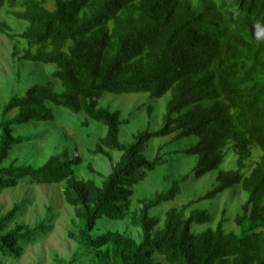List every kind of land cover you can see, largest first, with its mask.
<instances>
[{"label":"trees","instance_id":"trees-1","mask_svg":"<svg viewBox=\"0 0 264 264\" xmlns=\"http://www.w3.org/2000/svg\"><path fill=\"white\" fill-rule=\"evenodd\" d=\"M0 0L20 20L14 32L0 20V32L14 41L19 61L54 64L51 85L32 84L24 95L11 96L0 114V194L30 177L34 183H64V197L75 208L77 243L70 260L58 264H264V0ZM26 40L23 52L20 40ZM59 79L62 90L55 88ZM147 93L152 100L167 94L166 112L157 133H134L122 139L130 122L104 106L105 94ZM50 104L85 113L102 123L106 133L93 154L111 161V172L87 180L77 176L82 157L66 147L41 165L8 163L16 146L38 135L15 134L14 127L53 122ZM169 139L168 157L151 155L154 137ZM195 138L190 147L171 146ZM255 147L262 159L249 172L246 161ZM232 151L239 168H223ZM112 152H120L114 161ZM197 157L188 173L172 179L171 187L154 198L133 203L135 187L149 172L178 157ZM218 171L204 194L155 211L174 201L195 178ZM242 186L246 200L228 230L224 214L195 206ZM23 206L0 215V264L20 258L38 236L52 230L54 209L35 226L19 221ZM189 213L187 214V211ZM128 221L139 237L102 231L101 222ZM12 224V225H11ZM207 228L195 231V226Z\"/></svg>","mask_w":264,"mask_h":264},{"label":"rangeland","instance_id":"rangeland-1","mask_svg":"<svg viewBox=\"0 0 264 264\" xmlns=\"http://www.w3.org/2000/svg\"><path fill=\"white\" fill-rule=\"evenodd\" d=\"M48 3L53 6V0H49ZM0 20L7 21L14 32H23L28 26L27 21L13 16L8 6L1 10ZM14 45V41L0 32V114L11 96L24 95L30 85L35 83L51 85L52 83L49 82L51 80L50 73L57 68L54 64L15 59L12 55ZM26 46L27 41L21 39L19 43L21 52ZM54 83L57 90H62L59 79H55ZM169 99V94L161 99L152 100L147 93L129 92L122 95L105 94L102 104L111 107L112 110L120 111L124 119H130V122L122 127V139L131 142L134 140V133L143 130L157 133L160 130ZM50 106L57 116L55 121L33 122L14 127L15 134L38 135L39 138L34 142L16 146L8 163L12 161H16L18 164L27 162L38 166L46 162L52 154L62 153L68 147L71 156H79L83 159V164L77 167V176L84 180L95 178L101 183L103 178L101 174L107 175L111 172V161L101 154H93L91 150L105 135L106 127L95 120H89V126L86 127L84 126V122L87 120L85 113L76 114L64 107L53 104ZM170 141V138L161 139L155 136L151 144V155L168 157L167 152L171 147L167 144ZM196 142L197 139L192 138L171 144V146L187 148ZM112 153L114 161H118L121 153ZM261 159L262 152L258 147H255L253 156L246 161L245 171L249 172ZM196 164L197 157L181 156L178 157L176 163L158 166L135 187L134 205H141L139 199L154 198L157 193L168 190L171 187L172 179L188 173ZM223 168H239L238 157L232 151H229ZM217 173L218 171H214L201 178H195L174 201L163 203L155 211L164 216L168 209L181 207L189 199L204 194L213 186ZM64 185V183H34L30 177H26L19 180L16 187L7 188L0 194V215L11 211L16 204L22 205L23 210L19 214V221L31 226L46 219L51 214V210L54 209L55 212L52 219V230L38 235L26 247L22 257L6 258V264H58L55 261L56 256L66 260L72 258L77 250V243L71 239L69 232L76 231L73 222L75 208L65 200ZM246 197L247 193L242 186H236L213 200L202 201L195 206L208 208L215 213L216 220L212 226H216L225 214L229 218L228 230H237L234 217ZM49 208H51L50 211H48ZM100 227L102 231L118 230L133 237H139V230L131 226L128 221L106 220L101 222ZM206 228V225H198L195 226V231L198 232Z\"/></svg>","mask_w":264,"mask_h":264}]
</instances>
